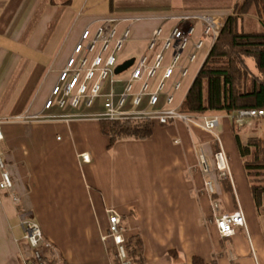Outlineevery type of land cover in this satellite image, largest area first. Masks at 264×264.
I'll return each instance as SVG.
<instances>
[{
  "label": "crops",
  "instance_id": "crops-1",
  "mask_svg": "<svg viewBox=\"0 0 264 264\" xmlns=\"http://www.w3.org/2000/svg\"><path fill=\"white\" fill-rule=\"evenodd\" d=\"M232 7L231 0H0V152L20 197L15 204L0 191V264H23L29 255L21 227L25 216L34 219L51 244L44 251L50 262L115 264L113 242L102 240L109 229L108 210L122 219L126 238L141 237L144 264H191L195 256L207 263L264 264V231L229 116H219L216 133L229 159L231 191L217 172L212 133L182 121L157 124L149 139L121 140L110 149L100 120L85 117L103 112V98L93 108L44 111L88 26L94 31L111 16L141 18L119 25V31L131 30L120 66L146 53L156 28L168 35L176 17L199 14L224 22ZM210 49L207 41L189 66L174 108L183 103ZM131 67L117 74L116 93L124 91ZM109 90L107 83L104 94ZM163 107L164 96L151 110ZM38 114L65 118L23 120ZM201 153L209 174L203 173ZM206 180L213 182V196L204 191ZM213 201L219 214L241 209L246 228L222 238L214 224Z\"/></svg>",
  "mask_w": 264,
  "mask_h": 264
},
{
  "label": "built area",
  "instance_id": "built-area-1",
  "mask_svg": "<svg viewBox=\"0 0 264 264\" xmlns=\"http://www.w3.org/2000/svg\"><path fill=\"white\" fill-rule=\"evenodd\" d=\"M141 18L106 17L100 20L99 26L92 31L88 26L83 31L79 42L61 71L58 82L51 91L45 103L44 111L53 107L65 109L93 108L104 99L103 112L85 116L98 120L110 121H141L150 120L161 125L182 121L212 133L219 152L215 155V163L219 178L230 179L229 159L220 149V139L216 130L219 126L218 116L191 117L180 112V107L174 108L175 94L183 87L188 77L189 66L196 62L199 53L208 41L212 47L216 41L223 22L214 16L187 14L178 16L177 24L168 35L163 28H156L147 42L146 53L135 60L130 69L125 89L121 93L114 91L117 82L116 70L119 66V56L131 37V30L126 27L119 31V25L124 22L140 20ZM200 29L197 39L195 35ZM168 59V62H167ZM170 83V87L169 86ZM109 84L110 90L104 94V85ZM139 88L136 89V86ZM164 96L165 106L160 110H151L158 106ZM264 116V111H239L231 118L238 129L249 125L248 120ZM65 116L38 114L26 116L24 121L57 120ZM1 125V122H0ZM3 137L0 133V141ZM83 161H89L87 154L81 155ZM201 167L204 174H209L206 159L200 154ZM0 191L10 194L15 204L20 197L14 193V179L7 169V164L0 152ZM204 191L215 194L213 182H204ZM219 204L213 201L214 224L222 238L234 237L239 228H246L245 217L241 209L227 214H219ZM109 229L102 237L103 241L111 240L120 264H132L126 251L125 230L122 219L108 210ZM24 241L29 249V255L23 264H47L42 255V247L50 248L45 242L42 231L34 219L25 216L21 221Z\"/></svg>",
  "mask_w": 264,
  "mask_h": 264
},
{
  "label": "trees",
  "instance_id": "trees-1",
  "mask_svg": "<svg viewBox=\"0 0 264 264\" xmlns=\"http://www.w3.org/2000/svg\"><path fill=\"white\" fill-rule=\"evenodd\" d=\"M254 15L262 25V32H246L245 19ZM251 59L255 71L249 66ZM264 111V0H242L232 7L224 20L219 35L212 45L201 69L194 79L183 103L182 114L191 117L229 116L239 111ZM150 120H100L101 132L109 137L111 149L121 140H146L152 137L154 125ZM232 131L238 154L246 174L256 215L264 231V116L252 120L249 132L242 134L234 124ZM219 147L214 145V158ZM227 178H221L226 190L232 188ZM126 251L132 264H144L143 241L139 235L126 238ZM42 255L47 264L50 262ZM176 252H172L175 256ZM115 264H120L116 251L112 252ZM191 264L207 263L195 256ZM235 264V263H234Z\"/></svg>",
  "mask_w": 264,
  "mask_h": 264
},
{
  "label": "rangeland",
  "instance_id": "rangeland-1",
  "mask_svg": "<svg viewBox=\"0 0 264 264\" xmlns=\"http://www.w3.org/2000/svg\"><path fill=\"white\" fill-rule=\"evenodd\" d=\"M232 4L234 5L236 2H240L242 0H231ZM244 28L246 32H262L263 31V27L262 25L259 23V21H257V18L254 15H249L246 17L245 19V24H244ZM249 66L251 67V69L253 71H255V66L254 63L251 59L248 60ZM219 117V116H218ZM231 118V117H230ZM232 120V118H231ZM248 122L250 123L249 125H246L245 127L238 129L239 131L242 132V134L249 132V129L252 125V120H248Z\"/></svg>",
  "mask_w": 264,
  "mask_h": 264
},
{
  "label": "water",
  "instance_id": "water-1",
  "mask_svg": "<svg viewBox=\"0 0 264 264\" xmlns=\"http://www.w3.org/2000/svg\"><path fill=\"white\" fill-rule=\"evenodd\" d=\"M134 61H135L134 59H131L125 62L124 64L120 65L116 70V74L123 73L124 71L129 69L134 64Z\"/></svg>",
  "mask_w": 264,
  "mask_h": 264
}]
</instances>
